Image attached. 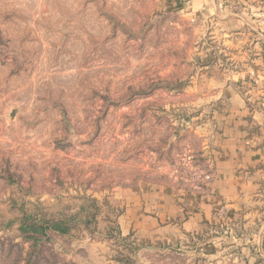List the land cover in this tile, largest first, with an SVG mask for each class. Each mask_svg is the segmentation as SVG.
<instances>
[{
    "label": "rangeland",
    "instance_id": "1",
    "mask_svg": "<svg viewBox=\"0 0 264 264\" xmlns=\"http://www.w3.org/2000/svg\"><path fill=\"white\" fill-rule=\"evenodd\" d=\"M186 2L0 0V264H211L197 234L118 223L120 191L211 180L196 74L238 69L244 50L210 39ZM24 216L74 228L34 241Z\"/></svg>",
    "mask_w": 264,
    "mask_h": 264
},
{
    "label": "crops",
    "instance_id": "2",
    "mask_svg": "<svg viewBox=\"0 0 264 264\" xmlns=\"http://www.w3.org/2000/svg\"><path fill=\"white\" fill-rule=\"evenodd\" d=\"M250 5L244 0L183 5L193 16L204 15L210 39L244 50L241 67L210 60L196 74L199 115L206 116L197 131L209 142L211 180L198 187L143 182L120 191L123 235L197 234L198 244L212 248L202 253L211 264H264V11ZM226 223L234 225L233 235L222 228L220 236L210 231Z\"/></svg>",
    "mask_w": 264,
    "mask_h": 264
},
{
    "label": "trees",
    "instance_id": "3",
    "mask_svg": "<svg viewBox=\"0 0 264 264\" xmlns=\"http://www.w3.org/2000/svg\"><path fill=\"white\" fill-rule=\"evenodd\" d=\"M66 219H59L58 217H50V219H43L41 224H37L27 216L22 218L19 229L25 238L36 240L37 235H45L46 230L58 234H69L71 229L74 228V224L67 223Z\"/></svg>",
    "mask_w": 264,
    "mask_h": 264
},
{
    "label": "built area",
    "instance_id": "4",
    "mask_svg": "<svg viewBox=\"0 0 264 264\" xmlns=\"http://www.w3.org/2000/svg\"><path fill=\"white\" fill-rule=\"evenodd\" d=\"M210 177V173L206 174V178L208 179Z\"/></svg>",
    "mask_w": 264,
    "mask_h": 264
}]
</instances>
